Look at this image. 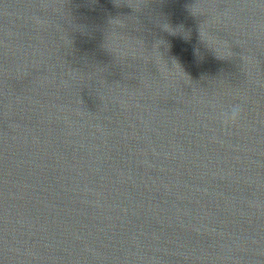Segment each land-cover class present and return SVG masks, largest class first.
Segmentation results:
<instances>
[{
    "label": "water",
    "instance_id": "obj_1",
    "mask_svg": "<svg viewBox=\"0 0 264 264\" xmlns=\"http://www.w3.org/2000/svg\"><path fill=\"white\" fill-rule=\"evenodd\" d=\"M0 264H264V0H0Z\"/></svg>",
    "mask_w": 264,
    "mask_h": 264
},
{
    "label": "clouds",
    "instance_id": "obj_2",
    "mask_svg": "<svg viewBox=\"0 0 264 264\" xmlns=\"http://www.w3.org/2000/svg\"><path fill=\"white\" fill-rule=\"evenodd\" d=\"M191 12L197 16H207L208 15L207 10L198 7L197 3H195L192 6ZM227 14H228L227 11H225L224 15H227ZM165 25L166 24L162 25V27L165 28ZM213 40H215V37L211 33H207L206 38H205V43L211 42ZM241 111H242L241 105L239 104L232 105L229 110L221 114V119L226 123L235 122L236 120L239 119Z\"/></svg>",
    "mask_w": 264,
    "mask_h": 264
}]
</instances>
